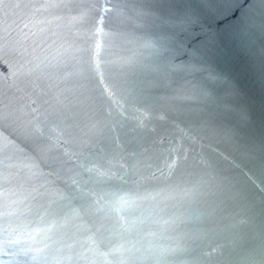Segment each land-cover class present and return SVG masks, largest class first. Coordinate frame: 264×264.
Listing matches in <instances>:
<instances>
[{"label": "water", "instance_id": "95a60500", "mask_svg": "<svg viewBox=\"0 0 264 264\" xmlns=\"http://www.w3.org/2000/svg\"><path fill=\"white\" fill-rule=\"evenodd\" d=\"M0 264H264V0H0Z\"/></svg>", "mask_w": 264, "mask_h": 264}]
</instances>
